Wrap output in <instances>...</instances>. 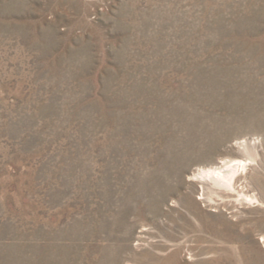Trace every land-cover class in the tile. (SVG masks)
Segmentation results:
<instances>
[{
	"label": "rangeland",
	"instance_id": "obj_1",
	"mask_svg": "<svg viewBox=\"0 0 264 264\" xmlns=\"http://www.w3.org/2000/svg\"><path fill=\"white\" fill-rule=\"evenodd\" d=\"M56 251L264 264V0H0V264Z\"/></svg>",
	"mask_w": 264,
	"mask_h": 264
},
{
	"label": "bare ground",
	"instance_id": "obj_2",
	"mask_svg": "<svg viewBox=\"0 0 264 264\" xmlns=\"http://www.w3.org/2000/svg\"><path fill=\"white\" fill-rule=\"evenodd\" d=\"M242 163V162H241ZM229 168V166H227ZM232 169V168H231ZM235 173H236V169H232V171L228 174H224L223 171L221 170H208V171H203L201 172V177L202 178H210L212 176H217L218 179H220V183L221 184H224L225 186H230L232 181L234 180V176H235ZM251 197V196H250ZM195 205V202L193 200H191V207H194ZM237 225V224H236ZM233 229V228H232ZM235 229V228H234ZM228 230V229H226ZM225 230V231H226ZM249 230V229H248ZM228 232V231H227ZM243 232V231H242ZM249 232V231H248ZM250 232H252L250 230ZM244 233V232H243ZM220 234V232H219ZM232 234V233H231ZM242 234V233H241ZM240 234V235H241ZM229 235V234H228ZM227 235V236H228ZM251 234H246L245 235V239H249L251 236ZM226 236V237H227ZM233 236V235H232ZM235 236V235H234ZM237 236V235H236ZM242 236V235H241ZM216 237V236H215ZM223 237V236H222ZM221 237V238H222ZM220 238V237H219ZM220 238V239H221ZM228 239V237H227ZM236 240L234 241H238L240 242V239L241 238H235ZM224 240V239H222ZM229 240V239H228ZM233 240V239H232ZM243 241V240H242ZM221 242V241H220ZM222 243V242H221ZM234 243V242H233ZM245 243V242H244ZM252 243V242H251ZM230 244V243H229ZM235 244V243H234ZM241 245V244H240ZM253 246V245H252ZM251 247V245H250ZM224 248V247H223ZM242 248V246H241ZM243 249V248H242ZM254 249V248H253ZM216 250V249H215ZM213 250V251H215ZM227 250V249H226ZM257 250V249H256ZM256 250H253V251H256ZM222 254V252H221ZM258 254V253H257ZM85 255V254H84ZM92 255V254H91ZM90 256H88L87 254L85 256H81L80 254H70V252H66V253H62L61 251H56L55 253H53V255L51 254H46V255H43V257H40V258H31V254L30 253H27V257L23 259L22 262H20V264H95L94 260L92 261L90 259ZM96 255V254H95ZM15 256V255H14ZM93 258L94 255H92ZM10 258V257H9ZM12 256V259L10 258V263L9 264H18L16 259ZM224 258V257H223ZM97 259V258H96ZM217 259V258H215ZM20 260V259H19ZM259 260V259H258ZM97 261V260H96ZM213 262V261H212ZM217 262V261H216ZM220 263V262H219ZM221 264V263H220Z\"/></svg>",
	"mask_w": 264,
	"mask_h": 264
}]
</instances>
